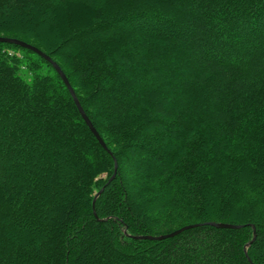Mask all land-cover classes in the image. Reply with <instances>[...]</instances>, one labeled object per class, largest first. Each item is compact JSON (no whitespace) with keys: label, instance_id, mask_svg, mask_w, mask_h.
I'll list each match as a JSON object with an SVG mask.
<instances>
[{"label":"trees","instance_id":"1","mask_svg":"<svg viewBox=\"0 0 264 264\" xmlns=\"http://www.w3.org/2000/svg\"><path fill=\"white\" fill-rule=\"evenodd\" d=\"M0 36L110 152L0 43V264H261L264 0H0Z\"/></svg>","mask_w":264,"mask_h":264},{"label":"water","instance_id":"2","mask_svg":"<svg viewBox=\"0 0 264 264\" xmlns=\"http://www.w3.org/2000/svg\"><path fill=\"white\" fill-rule=\"evenodd\" d=\"M0 43H6V44H12L15 46H18L20 48L29 50L33 53H35L36 55H38L39 57H41L42 59H44L45 61H47L52 68L55 70V72L58 74V76L60 77L61 81L63 82L64 86L66 87L81 119L83 120L84 124L87 126V128L89 129V131L91 132V134L93 135V137L96 139V141L98 142V144L100 145V147L105 150L106 152H108L110 154V152L107 150L105 144L103 143V141L101 140L100 136L98 135V133L96 132L95 128L93 127V125L91 124V122L89 121V119L87 118V116L85 115L83 109L80 107L77 98L71 88V86L69 85L65 75L63 74V72L61 71V69L58 67V65L53 62L49 56L45 55L43 52H41L40 50H38L36 47L29 45L23 41H20L18 39H14V38H8V37H2L0 36ZM115 171H116V163L114 161V173L113 175L109 178L108 182H110L111 180L114 179L115 177ZM103 191V188L100 189V191L94 196L93 201H92V209H93V204H94V200L97 198V196H99V194ZM207 225L211 226V227H215V228H221V229H237L240 226L238 225H229V224H223V223H207ZM197 225H188L185 227H182L178 230H175L171 233L165 234V235H160L157 237H151V236H137L134 237L135 240H148V241H161L167 238H172L178 234H180L181 232H183L184 230L196 227ZM253 229V227H252ZM254 229H253V239H254Z\"/></svg>","mask_w":264,"mask_h":264},{"label":"snow or ice","instance_id":"3","mask_svg":"<svg viewBox=\"0 0 264 264\" xmlns=\"http://www.w3.org/2000/svg\"><path fill=\"white\" fill-rule=\"evenodd\" d=\"M245 255H247V253H245ZM259 259L261 260V264H264V257H260ZM248 264H252L251 259L248 260Z\"/></svg>","mask_w":264,"mask_h":264}]
</instances>
